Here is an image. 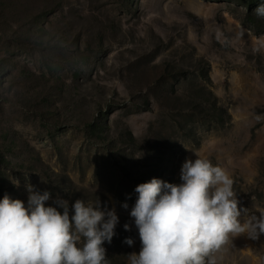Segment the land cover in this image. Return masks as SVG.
<instances>
[{
	"label": "rangeland",
	"instance_id": "obj_1",
	"mask_svg": "<svg viewBox=\"0 0 264 264\" xmlns=\"http://www.w3.org/2000/svg\"><path fill=\"white\" fill-rule=\"evenodd\" d=\"M261 4L0 0V199L27 205L30 191H47L45 206L65 200L70 216L77 199L114 210L115 235L102 245L108 264L140 251L129 215L135 187L181 183L186 158L223 168L238 207L259 217ZM214 255L217 264H264V235L231 238Z\"/></svg>",
	"mask_w": 264,
	"mask_h": 264
},
{
	"label": "clouds",
	"instance_id": "obj_2",
	"mask_svg": "<svg viewBox=\"0 0 264 264\" xmlns=\"http://www.w3.org/2000/svg\"><path fill=\"white\" fill-rule=\"evenodd\" d=\"M254 11L264 18V4ZM180 180L152 178L135 187L138 196L129 215L141 248L128 255L129 264H217L214 254L231 238L264 235V210L257 217L238 207L233 180L223 168L208 159L186 158ZM49 198L47 191H30L27 205L6 195L0 199V264H108L102 245L115 235V211L77 199L70 216L67 201L45 206ZM124 243L131 246L133 240Z\"/></svg>",
	"mask_w": 264,
	"mask_h": 264
},
{
	"label": "trees",
	"instance_id": "obj_3",
	"mask_svg": "<svg viewBox=\"0 0 264 264\" xmlns=\"http://www.w3.org/2000/svg\"><path fill=\"white\" fill-rule=\"evenodd\" d=\"M215 106V105H214ZM220 110V109H219ZM221 111V113L223 112L224 113V110H220ZM225 115H226V119H227V121H229L230 120V117H229V115L225 112ZM219 123V122H218ZM220 123L221 124H223L224 123V120L223 119H220Z\"/></svg>",
	"mask_w": 264,
	"mask_h": 264
}]
</instances>
